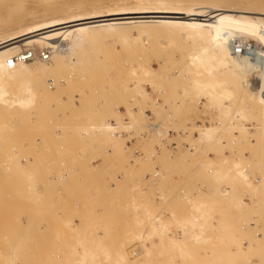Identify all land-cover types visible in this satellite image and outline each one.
<instances>
[{"label": "rangeland", "instance_id": "rangeland-1", "mask_svg": "<svg viewBox=\"0 0 264 264\" xmlns=\"http://www.w3.org/2000/svg\"><path fill=\"white\" fill-rule=\"evenodd\" d=\"M250 1L0 0V36L81 12H195V2L231 17ZM156 23L72 47L87 64L0 61V264H264V94L243 85L225 108L187 62L211 31ZM242 39L233 45L260 65L264 38ZM24 48L46 49L16 54ZM163 139L174 149L158 150Z\"/></svg>", "mask_w": 264, "mask_h": 264}, {"label": "bare ground", "instance_id": "bare-ground-1", "mask_svg": "<svg viewBox=\"0 0 264 264\" xmlns=\"http://www.w3.org/2000/svg\"><path fill=\"white\" fill-rule=\"evenodd\" d=\"M188 7L195 9V12H180L177 11L176 8L156 6L153 8H132L128 9L131 11L127 12L120 11V9H110L105 13L98 11L81 12L66 17L42 20L29 24L30 26L27 29L22 30L16 35L5 33V35L0 36V61L8 62L9 58L15 56L22 47L31 44H38L40 47L48 48V50L51 51L50 60L59 55L66 54L67 59L72 62L81 61L83 64H87L89 63L91 56L89 54L88 56L86 54L83 55V53L71 55L68 52L73 49L72 47L87 43L90 44L95 41L97 37L105 36L106 34L109 35L110 33L117 31L119 28L154 27L158 24L156 22H169L168 24L170 25L166 24L172 28V25L185 24L186 26V23H189L191 25L189 26L187 24L186 26L189 28H186L184 25L182 26L186 28V31L187 29L188 31L192 30V28H190L191 26H197V30H199V27L204 28L202 30L208 32L209 35L213 34L212 37L214 38L212 45L210 44L209 46H206L203 44L202 47L198 42L201 41V38L199 37H203V35L207 33L204 31V34L202 35L203 31L201 30L198 31V33L191 31L193 34L195 33L194 35H198L200 32L201 36H196V38H199L200 40L196 41V39H194L193 41L195 42L194 46L197 45L198 47V45H200L201 47H196V49H193L192 52L190 51L187 56L189 60L187 62H189L191 66H194L197 69L202 68L207 75V80L202 82L206 95H209L212 99L220 100L224 107L228 109L230 106L227 105L225 101L233 99L237 93L243 94V85L247 88L260 89L264 94V59L261 58V63L259 62L260 65H257V62L252 60L253 58L249 59L244 55L246 47L242 41L235 44L236 46L233 45L236 38H243L242 40L250 39L252 36H256V38H264V0H258L257 2L253 0L242 4L240 7L236 6V10L232 11V14L235 15H231V17L223 15L225 11L224 8L218 5H212L211 3L195 2ZM162 13L172 14L165 17L171 19L163 21L149 19L164 17L153 15ZM253 20H255L256 23L252 22ZM178 25L174 27L177 28L179 27ZM159 26L160 25H158V27ZM182 30H184V28ZM194 30L196 29L194 28ZM210 31L212 34H210ZM190 34L191 33H189V35ZM185 35H187V37L189 36L188 33ZM192 35L190 36L195 37ZM212 46H215L218 49L212 48ZM237 47H243V51L239 56L233 55L234 53H232V49L234 48L235 52L238 53ZM250 48L253 47L251 46ZM31 49L34 50L33 48ZM213 49H216L217 51H213ZM261 51L262 50L258 49V56L261 55ZM254 54L256 55V53ZM227 55H230L231 57H227ZM39 59L41 58L37 55L31 61L19 63H31ZM141 70L146 75L151 73V71L144 66H141ZM254 73H257L258 76L255 84L251 81ZM197 83L199 85V81H197ZM241 110L242 109L240 108L239 112H241ZM103 129L110 133L115 131L116 126L110 124L106 125ZM189 222L192 225L195 224L194 220H189ZM155 230L158 229L155 228ZM199 239L200 237L197 238V240ZM146 247L150 250V246ZM88 252L89 251L86 250L84 254L91 253ZM126 259V251L120 250V261L126 262Z\"/></svg>", "mask_w": 264, "mask_h": 264}, {"label": "built area", "instance_id": "built-area-1", "mask_svg": "<svg viewBox=\"0 0 264 264\" xmlns=\"http://www.w3.org/2000/svg\"><path fill=\"white\" fill-rule=\"evenodd\" d=\"M243 51V47H237V52L241 53ZM39 56L43 61H50L51 59V51L48 49L43 50L42 52H40L39 54H37L36 51L32 50V49H27V50H23L22 52L16 54L13 57H10L8 60V66L9 67H13L15 65H17L19 62H25V61H31L33 60L36 56ZM150 126L153 128L154 125L153 123H150ZM168 136H169V132H168ZM168 139H163V142L161 143V145L157 146V149L160 150V148L162 146H168L174 149V147L176 146L175 143H170Z\"/></svg>", "mask_w": 264, "mask_h": 264}, {"label": "crops", "instance_id": "crops-1", "mask_svg": "<svg viewBox=\"0 0 264 264\" xmlns=\"http://www.w3.org/2000/svg\"><path fill=\"white\" fill-rule=\"evenodd\" d=\"M256 181H258L257 179H255ZM50 214L48 215V218H50L51 216H58V212L57 210H55L54 212H49ZM52 229L50 226H44V230L47 232L48 230ZM53 229H56L55 226H53Z\"/></svg>", "mask_w": 264, "mask_h": 264}]
</instances>
